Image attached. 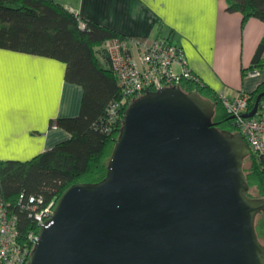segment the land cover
Returning a JSON list of instances; mask_svg holds the SVG:
<instances>
[{
    "label": "water",
    "instance_id": "1",
    "mask_svg": "<svg viewBox=\"0 0 264 264\" xmlns=\"http://www.w3.org/2000/svg\"><path fill=\"white\" fill-rule=\"evenodd\" d=\"M264 93L252 111L257 115ZM180 85L127 108L106 178L75 184L40 230L28 264H264L240 132Z\"/></svg>",
    "mask_w": 264,
    "mask_h": 264
},
{
    "label": "crops",
    "instance_id": "2",
    "mask_svg": "<svg viewBox=\"0 0 264 264\" xmlns=\"http://www.w3.org/2000/svg\"><path fill=\"white\" fill-rule=\"evenodd\" d=\"M53 1L115 31L136 50L170 37L191 72L217 95L252 94L264 81V66L249 70L264 22L243 23V13L228 11L227 0ZM66 70L62 61L0 48V161L29 162L72 138L51 125L81 114L84 89L67 82Z\"/></svg>",
    "mask_w": 264,
    "mask_h": 264
},
{
    "label": "trees",
    "instance_id": "3",
    "mask_svg": "<svg viewBox=\"0 0 264 264\" xmlns=\"http://www.w3.org/2000/svg\"><path fill=\"white\" fill-rule=\"evenodd\" d=\"M227 2L228 11L243 13V23L252 17L264 22V0ZM114 38L125 37L80 18L53 0H0V48L62 61L67 65V82L84 89L81 114L51 123L69 132L70 140L29 162L0 161V198L18 216L23 235L35 227L33 219L18 201L21 193L42 196L49 202L55 197L60 199L72 185L99 183L108 174L125 112L134 100L123 98L116 76L96 50ZM263 66L264 38L249 70L256 71ZM180 86L184 92L197 91L204 99L216 104L213 123L218 130L236 132L219 96L209 86L200 79L183 81ZM263 93L264 81L251 94L249 111ZM113 104H119L115 117L110 114ZM244 172L249 185L248 195L264 199V158L252 162ZM254 187L258 193L255 197L251 194ZM255 226L264 245V210L257 215Z\"/></svg>",
    "mask_w": 264,
    "mask_h": 264
},
{
    "label": "built area",
    "instance_id": "4",
    "mask_svg": "<svg viewBox=\"0 0 264 264\" xmlns=\"http://www.w3.org/2000/svg\"><path fill=\"white\" fill-rule=\"evenodd\" d=\"M126 38H114L98 47V56L116 76L124 99H135L148 92L181 85L186 80H199L189 69L183 50L170 37L155 40L142 49H134ZM219 99L231 117V126L249 144L252 155L264 158V100L257 115L245 118L251 94L231 98L223 93ZM119 104H113L110 114L115 117ZM18 201L29 213L34 229L23 235L19 218L0 198V264H28L40 238V230L53 216L58 198L47 202L42 196L19 195Z\"/></svg>",
    "mask_w": 264,
    "mask_h": 264
},
{
    "label": "rangeland",
    "instance_id": "5",
    "mask_svg": "<svg viewBox=\"0 0 264 264\" xmlns=\"http://www.w3.org/2000/svg\"><path fill=\"white\" fill-rule=\"evenodd\" d=\"M98 53H99V51H97ZM252 158V159H251ZM258 162V157H256V156H251V157H248L246 160H245V163H244V169H249L250 168V166H251V164H252V162ZM257 189L254 187V188H252L251 189V194L255 197V196H257V191H256ZM263 242H264V240H263Z\"/></svg>",
    "mask_w": 264,
    "mask_h": 264
}]
</instances>
